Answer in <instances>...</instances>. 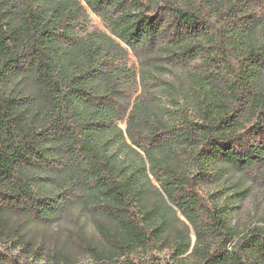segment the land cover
<instances>
[{
	"label": "trees",
	"instance_id": "16d2710c",
	"mask_svg": "<svg viewBox=\"0 0 264 264\" xmlns=\"http://www.w3.org/2000/svg\"><path fill=\"white\" fill-rule=\"evenodd\" d=\"M263 169L264 0H0V264L67 263L10 218L74 209L89 264H264V228L205 190Z\"/></svg>",
	"mask_w": 264,
	"mask_h": 264
},
{
	"label": "rangeland",
	"instance_id": "374dc122",
	"mask_svg": "<svg viewBox=\"0 0 264 264\" xmlns=\"http://www.w3.org/2000/svg\"><path fill=\"white\" fill-rule=\"evenodd\" d=\"M91 29L106 31L105 26L99 18L91 16ZM181 72L170 68L162 77L164 80L179 86L178 77ZM23 88H30L28 83H22ZM264 175V169H263ZM232 171H226L222 182L209 188V195L216 194L220 204L227 203L229 208V220L241 237L244 233L255 227L264 228V184L256 183L247 176ZM242 196L241 199L232 200L236 193ZM155 200L150 197L149 204ZM97 218L89 214H82L74 209L64 214L59 220L49 223H36L25 216H12L11 227L19 230L25 236L26 241L31 242L45 252L55 254L61 253L67 258L65 264H89L90 258L76 248L70 239V234L81 233L88 239L97 241L98 232L96 228ZM177 232L183 233L187 240H190L191 247L196 243V236L193 227L182 216L178 215L169 231L171 241L175 240ZM237 242V241H236ZM235 242V243H236ZM169 251H164L159 259L163 264L169 260Z\"/></svg>",
	"mask_w": 264,
	"mask_h": 264
}]
</instances>
